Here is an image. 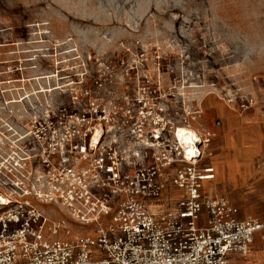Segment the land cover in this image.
<instances>
[{
    "label": "rangeland",
    "instance_id": "374dc122",
    "mask_svg": "<svg viewBox=\"0 0 264 264\" xmlns=\"http://www.w3.org/2000/svg\"><path fill=\"white\" fill-rule=\"evenodd\" d=\"M263 67L264 0H0V191L37 164L33 132L58 137L75 115L90 138L103 119L116 129L141 108L160 109L174 126L212 134L205 161L221 170L204 193L227 199L241 219L259 218L264 154L252 171V143L264 140L228 134L227 120L206 119L204 106L243 112L241 100L254 97L246 111L264 117ZM47 118L51 129L33 124ZM58 207L48 214L73 235L88 228ZM228 264H264V231Z\"/></svg>",
    "mask_w": 264,
    "mask_h": 264
},
{
    "label": "built area",
    "instance_id": "2783aa9c",
    "mask_svg": "<svg viewBox=\"0 0 264 264\" xmlns=\"http://www.w3.org/2000/svg\"><path fill=\"white\" fill-rule=\"evenodd\" d=\"M255 104L245 97L239 108ZM164 113L141 108L116 129L103 119L90 138L75 115L58 137L33 132L37 164L0 191V264H228L248 255L264 215L241 219L227 199L204 193L215 176L205 161L212 134L186 143ZM58 206L88 228L73 235L48 214Z\"/></svg>",
    "mask_w": 264,
    "mask_h": 264
},
{
    "label": "crops",
    "instance_id": "0c3cea01",
    "mask_svg": "<svg viewBox=\"0 0 264 264\" xmlns=\"http://www.w3.org/2000/svg\"><path fill=\"white\" fill-rule=\"evenodd\" d=\"M262 69H264V67ZM204 107L206 112V119H210L212 116L214 118L215 116L217 120L218 118L227 120V122L230 124V127L232 128H230L231 130L228 132V134L234 133L239 135L245 133L250 138V140L258 139L261 142L264 140V126L262 127V125H264V117H262L259 112H247L246 110L242 112L237 108L232 107L231 105H225L219 101H216L215 105H205ZM207 127L210 130L218 131L219 126L215 127L211 124ZM234 129H236V131ZM252 145L254 146V150L252 152L251 169L253 171L255 158L264 154V148L261 146L256 147L254 143H252ZM213 162L216 169V177L211 181V183L214 180H217V177H219L221 170V167H219V161L217 159H214ZM233 172H235L234 174H236V172L238 173L239 171L235 169ZM241 257V255L232 256L229 262Z\"/></svg>",
    "mask_w": 264,
    "mask_h": 264
},
{
    "label": "bare ground",
    "instance_id": "6f19581e",
    "mask_svg": "<svg viewBox=\"0 0 264 264\" xmlns=\"http://www.w3.org/2000/svg\"><path fill=\"white\" fill-rule=\"evenodd\" d=\"M196 132H199L197 129H194L190 126H179V130H178V133L181 137V139L186 142V143H189L192 138H193V135H195ZM206 151H205V155H206ZM214 168H215V165L213 164ZM216 177V169H215V176H214V179Z\"/></svg>",
    "mask_w": 264,
    "mask_h": 264
}]
</instances>
